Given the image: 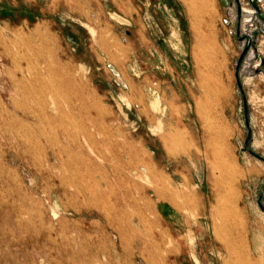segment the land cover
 Segmentation results:
<instances>
[{"label":"rangeland","instance_id":"374dc122","mask_svg":"<svg viewBox=\"0 0 264 264\" xmlns=\"http://www.w3.org/2000/svg\"><path fill=\"white\" fill-rule=\"evenodd\" d=\"M164 263L264 264V0H0V264Z\"/></svg>","mask_w":264,"mask_h":264},{"label":"bare ground","instance_id":"6f19581e","mask_svg":"<svg viewBox=\"0 0 264 264\" xmlns=\"http://www.w3.org/2000/svg\"><path fill=\"white\" fill-rule=\"evenodd\" d=\"M122 2V1H121ZM188 9V8H187ZM40 31L36 30L35 34H38ZM43 34V33H42ZM41 34V35H42ZM41 51L45 49V45L44 43L39 44ZM217 47V53L214 51V53L217 55H219L221 52V49L216 45ZM42 53V52H41ZM48 56V55H47ZM41 57V63H44L43 66H38L37 68H33L32 70H28L30 72L31 75V81L35 83V85L37 86V89L35 91H31L28 93L27 90H25L24 92L25 95L27 94H32V97L37 98V99H47V101H42V110H43V114L45 115V113H50L53 114V112H57L60 111L61 108L58 105H55L53 101H51V103H49L48 101L50 99H48L47 95L53 96L56 92L55 90L52 88V86L50 84H45L43 82V75L49 73V75H52L53 73L57 72L62 76V84L64 86H68V87H75L79 92H82L81 90H83L85 88V83L81 80L80 77H75L72 74L69 73V70L67 69V67L54 62L53 64H47L46 63V59L44 58L43 54H40ZM204 64H206V62H203ZM111 69L116 73V69H114L113 66H110ZM21 72H23V70H21ZM16 89V88H14ZM91 99V97H89ZM10 103V102H9ZM11 105V104H10ZM197 108H200V105L197 104ZM10 109V108H9ZM24 117H26L27 119L32 118L36 121H40V118L34 114V110H32L29 107H24L22 109V112ZM59 113V112H58ZM42 118H45L44 116H42ZM62 129V127H60ZM63 130H65L63 128ZM50 140L48 139V137L45 135V133H43V137L38 139L39 143H44L45 148L50 147L52 155H57L58 151L55 150V146H53V144L51 142H49ZM48 142V144H47ZM42 145V144H41ZM47 150V149H46ZM169 150V149H168ZM9 151V150H8ZM139 152V151H138ZM133 154H135V152H133ZM218 156H219V166L218 168H222L227 169L229 167H231V165H233V158L231 156V153L229 152V150L225 149V148H221L218 151ZM87 156V155H86ZM137 156V154L133 155ZM51 158V157H50ZM83 160H86L88 163H90V159L89 158H82ZM50 160V159H49ZM76 160V158H75ZM82 160V161H83ZM51 161V160H50ZM80 161V160H77ZM12 163V162H11ZM14 163V162H13ZM52 166L54 167V165L52 164ZM50 163L48 161L47 166L44 169V172H46V170H49ZM52 168V167H51ZM144 169V168H143ZM53 171V169L51 170ZM222 171V170H221ZM232 171V170H230ZM87 172V171H86ZM85 171H82L79 174L76 175H72L70 177H64L63 175H60L59 177H57L58 180V185L61 186H65V185H69L72 183H75L74 185H77L78 182L82 183L84 182V184L87 186L89 183L91 184V186L94 185V181L91 178V176H89ZM223 172V171H222ZM228 172V171H227ZM153 179H154V183H155V189H156V196L157 198H160L163 195V191H165V189H167V183L160 177L155 176L154 174H151ZM147 176V175H146ZM145 176V177H146ZM147 179V177H146ZM83 184V183H82ZM169 184V183H168ZM72 188V187H71ZM76 189H78V186H75ZM86 189L89 190V187H86ZM58 190V189H57ZM135 190V189H134ZM112 191V190H111ZM167 191V190H166ZM62 195V194H61ZM60 195V196H61ZM63 199V198H62ZM89 203L96 205L100 211H102L105 215L108 213H111L112 210V206L109 205L107 203V201H105L104 199H99V197L92 191L90 197H88V199H86ZM84 201V200H83ZM186 203L190 202V199L188 198V196H186L185 198ZM145 203V202H144ZM162 203V202H161ZM94 208V207H93ZM133 209V208H132ZM131 209V210H132ZM135 209V208H134ZM98 212V211H97ZM112 212H116L115 213V219H119V217H121L124 213V210L119 207V208H115ZM136 212V211H135ZM213 224V223H212ZM237 224V222H236ZM214 226V225H213ZM234 228L237 230H239V227L234 226ZM243 231V227H240ZM216 233L218 234L217 228H215ZM246 234V233H245ZM159 235L163 238L165 236L164 231L160 232ZM232 238V237H231ZM230 239V238H229ZM233 240V239H232ZM222 241V246L226 248L227 244L229 243L228 240L223 239ZM234 241V240H233ZM242 257L241 252H238V254L236 255L237 260L240 259ZM165 264V263H164Z\"/></svg>","mask_w":264,"mask_h":264},{"label":"built area","instance_id":"2783aa9c","mask_svg":"<svg viewBox=\"0 0 264 264\" xmlns=\"http://www.w3.org/2000/svg\"><path fill=\"white\" fill-rule=\"evenodd\" d=\"M222 21H223V24H224V22H225L226 24L229 23V21H228L227 19H223Z\"/></svg>","mask_w":264,"mask_h":264}]
</instances>
